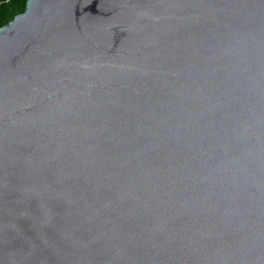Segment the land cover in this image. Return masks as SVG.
<instances>
[{
  "label": "water",
  "instance_id": "95a60500",
  "mask_svg": "<svg viewBox=\"0 0 264 264\" xmlns=\"http://www.w3.org/2000/svg\"><path fill=\"white\" fill-rule=\"evenodd\" d=\"M0 264H264V0L0 26Z\"/></svg>",
  "mask_w": 264,
  "mask_h": 264
},
{
  "label": "trees",
  "instance_id": "16d2710c",
  "mask_svg": "<svg viewBox=\"0 0 264 264\" xmlns=\"http://www.w3.org/2000/svg\"><path fill=\"white\" fill-rule=\"evenodd\" d=\"M27 0H0V26L25 9Z\"/></svg>",
  "mask_w": 264,
  "mask_h": 264
}]
</instances>
